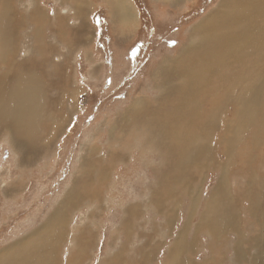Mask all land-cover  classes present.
<instances>
[{"label": "rangeland", "instance_id": "rangeland-1", "mask_svg": "<svg viewBox=\"0 0 264 264\" xmlns=\"http://www.w3.org/2000/svg\"><path fill=\"white\" fill-rule=\"evenodd\" d=\"M128 1L133 24L114 23L106 0H83L89 28L83 46L55 41L59 17L69 30L78 25L74 7L38 1L51 24L49 44L59 51L51 64L63 61L65 68L69 114L49 149L28 167H18L10 144L0 140V256L31 245L75 183L79 199L55 230L59 239L45 241L44 252L36 254L41 264H264V194L255 192L264 189V21H256L255 30L246 28L251 35H240L209 77L200 124L212 127L211 157L201 166L166 171L168 161L125 115L135 103L157 102L170 63L202 35L219 33L213 24L206 32L205 26L195 31L211 16L224 17L226 5L224 0ZM231 27L223 26V32ZM68 29L64 32L71 36ZM134 45L144 58L138 66L127 56ZM27 51L22 44L18 59ZM249 81L261 103L251 105L252 118L246 119L240 107ZM209 116H215L214 125ZM221 210L235 221L211 226L207 217L215 222Z\"/></svg>", "mask_w": 264, "mask_h": 264}, {"label": "bare ground", "instance_id": "bare-ground-1", "mask_svg": "<svg viewBox=\"0 0 264 264\" xmlns=\"http://www.w3.org/2000/svg\"><path fill=\"white\" fill-rule=\"evenodd\" d=\"M38 1L0 0V140H6L10 144L11 151L15 153L20 168L28 167L35 157L49 149L51 136L63 130L69 114L66 101H69L70 95L68 97L66 95L67 84L63 75L65 68L63 61L54 66L51 64V56L59 51H54L49 44L48 33L51 31V24L48 22L47 13L39 8ZM58 1L71 4L70 6L74 7L78 25L69 30L64 24L65 21L59 17L55 22V41L68 46L82 45V43L88 42L89 28L85 21L88 11L83 7V0ZM106 1L111 11V20L114 23L122 21L135 23V12L128 0ZM222 5H226L223 12L224 17L211 16L195 31L199 33L205 26L204 32H206V27L209 28V25L213 24V29H218L219 33L208 32L202 35L199 42L193 43L178 60L170 63L169 71L162 76L168 82L163 86L162 94L156 103L150 106L143 101L135 103L125 115V121L127 120L129 125L131 124L135 132L144 133L146 144L149 143L151 147L157 149L168 161L166 171H183L185 167L194 164L201 166L202 160L211 157L212 127L210 124H206L209 121L211 125H214L215 116L211 119L210 115L211 118L209 116L210 119L205 120L207 123L200 124L204 116L201 110L204 105L202 102L206 100L205 95L209 83H211L209 77L212 76L217 64L220 63L219 58L222 53L228 47L233 46L234 41L240 35H251V31H245L246 28L255 30L256 21H264L263 3L247 5L245 0H224ZM225 22L231 24L232 27L223 32V26L227 25ZM65 29H68L69 33H67L72 35L65 34ZM257 43L259 45L260 40ZM22 44L28 47L27 55L23 61L18 59V52ZM49 67L53 70L51 79H49L51 72ZM250 84L251 86L245 90L242 87L244 92L241 96V104L244 106L240 108L243 111L242 117L246 119L252 118L254 103L258 105L261 103L257 98L256 85L252 86V82ZM258 85L260 84L258 83ZM48 89L53 95H49ZM220 115L222 114L220 113ZM218 119L220 118L218 117ZM117 125L116 128H119L120 126L117 127ZM123 129L126 132L127 127ZM84 161L87 160L84 158ZM84 161L83 163H85ZM86 167L90 168V166ZM76 185L73 183V186H69L65 190L59 208L42 230L31 238V245H21V248L19 246L18 249L11 250L12 253L0 256V264H41L39 263L41 260L39 261L40 258L36 254L44 252L45 241L50 243L52 238L53 241L59 239V233L55 230L62 228L63 217L79 199ZM4 191L8 193L6 189ZM263 191V188H258L255 192L260 197L264 194ZM156 198L153 195V199L156 200ZM126 212L128 215L130 209ZM232 218L230 221L228 217H223V210H221L218 214V222H214L212 217H207V220L211 226L213 223L214 226L222 223L223 226H227L230 222L235 221ZM32 256L35 257L36 263L30 261Z\"/></svg>", "mask_w": 264, "mask_h": 264}, {"label": "trees", "instance_id": "trees-1", "mask_svg": "<svg viewBox=\"0 0 264 264\" xmlns=\"http://www.w3.org/2000/svg\"><path fill=\"white\" fill-rule=\"evenodd\" d=\"M97 48H100V45L99 46L97 45L96 49ZM128 50L129 51L127 52V56L129 58H132L136 63H138L137 66L140 65V63H143L144 58L142 59L141 56H139L140 55L139 52L141 51V48L138 45L130 46Z\"/></svg>", "mask_w": 264, "mask_h": 264}]
</instances>
